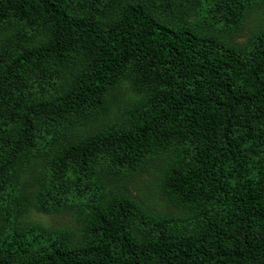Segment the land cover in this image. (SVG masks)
<instances>
[{"label":"trees","instance_id":"obj_1","mask_svg":"<svg viewBox=\"0 0 264 264\" xmlns=\"http://www.w3.org/2000/svg\"><path fill=\"white\" fill-rule=\"evenodd\" d=\"M259 14L0 0V264H264V25L240 42ZM157 159L165 213L126 186Z\"/></svg>","mask_w":264,"mask_h":264},{"label":"rangeland","instance_id":"obj_2","mask_svg":"<svg viewBox=\"0 0 264 264\" xmlns=\"http://www.w3.org/2000/svg\"><path fill=\"white\" fill-rule=\"evenodd\" d=\"M264 25V14H259L254 18L253 23L250 22L243 29V36L240 38V42L251 35L252 30H258ZM124 93V95H122ZM133 98L132 94H129L125 89H121L120 92H116L117 103L111 109L108 116L99 120L98 123H103L106 120L112 119L118 112V110L126 106L129 98ZM166 166V162L163 159H157L150 163L148 168L143 173L133 177L127 184V189L132 196L142 201L147 207H149L155 213H165L168 210L167 200L162 191V180ZM31 219L38 221L53 230H67L73 233L78 239L80 234L78 232V224L75 218L70 214H58V215H42L37 213L31 214Z\"/></svg>","mask_w":264,"mask_h":264}]
</instances>
